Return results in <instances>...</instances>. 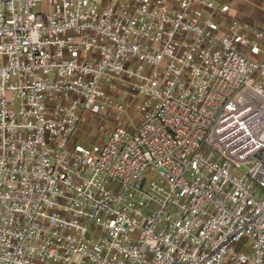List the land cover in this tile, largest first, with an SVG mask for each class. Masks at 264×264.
<instances>
[{"label": "built area", "instance_id": "2783aa9c", "mask_svg": "<svg viewBox=\"0 0 264 264\" xmlns=\"http://www.w3.org/2000/svg\"><path fill=\"white\" fill-rule=\"evenodd\" d=\"M236 1L0 0V264H264V30Z\"/></svg>", "mask_w": 264, "mask_h": 264}, {"label": "rangeland", "instance_id": "374dc122", "mask_svg": "<svg viewBox=\"0 0 264 264\" xmlns=\"http://www.w3.org/2000/svg\"><path fill=\"white\" fill-rule=\"evenodd\" d=\"M233 14L264 30V0H237L233 4ZM100 121L101 117L82 122L78 131V135H80L78 142L92 144L103 139L112 125L111 122L107 120V122H105V129L98 133L96 127L97 123ZM145 177L149 182L156 181L155 174H153L151 170L145 173Z\"/></svg>", "mask_w": 264, "mask_h": 264}]
</instances>
